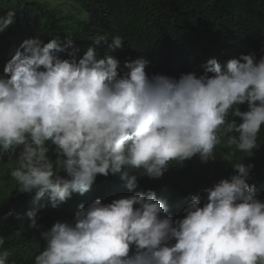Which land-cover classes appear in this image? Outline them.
<instances>
[{
	"label": "clouds",
	"instance_id": "clouds-1",
	"mask_svg": "<svg viewBox=\"0 0 264 264\" xmlns=\"http://www.w3.org/2000/svg\"><path fill=\"white\" fill-rule=\"evenodd\" d=\"M14 16L9 10L0 17V32ZM90 40L107 43L102 35ZM73 45L70 36L63 45L26 39L0 76V157H15L10 174L21 192L35 190L38 200L47 194L56 207L73 192H87L98 174H118L132 190L136 170L159 179L172 162L196 154L202 162L215 159L221 134L229 161L234 151L251 156L259 147L264 56L257 61L255 53L242 54L226 65L210 58L204 75L179 79L149 76V61L139 57L125 61L121 77L120 61L110 54L123 47L121 36L112 38L103 58L93 47L79 60L75 48L71 60L56 55ZM244 103L247 111L239 107ZM233 167L230 179L204 190L202 207V197H192L182 219L165 215L168 206L151 189L108 204L100 198L82 204L73 222L57 221L41 233L46 245L34 264H264V202L247 182L254 165ZM36 213H26L29 228L38 227ZM9 255L0 253V264Z\"/></svg>",
	"mask_w": 264,
	"mask_h": 264
},
{
	"label": "trees",
	"instance_id": "trees-1",
	"mask_svg": "<svg viewBox=\"0 0 264 264\" xmlns=\"http://www.w3.org/2000/svg\"><path fill=\"white\" fill-rule=\"evenodd\" d=\"M78 7L73 13L61 3L50 5L40 0H0V17L9 10H15L14 22L2 31L10 43L0 55V76L15 50L26 39L39 38L43 43L55 39L61 45L70 36L73 47L56 53L60 59L71 60L73 48L75 58L83 57L89 47L96 49L103 58L109 51L107 45L114 36L123 38L122 48L110 53L119 61L118 76L128 70L125 61L139 57L149 64L145 71L149 76L160 74L179 79L181 74H205L204 65L215 58L226 65L232 58L242 54L255 53L257 61L264 56V0H71ZM102 35L107 43L95 44L92 37ZM43 70V68H41ZM209 77L214 73H207ZM241 111H247V103L241 104ZM229 119H233L229 117ZM238 123L240 118H234ZM227 136L221 134V144L215 149V159L202 162L200 155L184 161L172 162L159 179L150 178L136 170L138 186L129 190L119 175H97L90 189L80 194L73 192L70 198L53 207L48 195L39 200L35 190L31 193L14 188L4 196L0 206V237L5 243L0 253L7 250L10 255L7 264H34L35 256L46 245L41 233L57 221L73 222L80 205L85 207L97 198L102 203L125 198L138 192L154 190L156 198L168 206L165 215L174 220L182 219L183 211L193 196L202 197L201 207L206 202V188L214 186L221 179H230L236 174L233 163L246 166L253 164L250 185H255V196L264 202V126L257 137V149L247 153L234 151L231 161L224 158L229 153ZM49 157L55 161L54 146L49 143ZM9 154L2 156L3 161ZM61 175L66 173L61 170ZM135 207V205H134ZM36 208L38 227L29 228L30 218L26 213ZM175 240L169 242L174 244ZM135 253L131 246L130 255Z\"/></svg>",
	"mask_w": 264,
	"mask_h": 264
},
{
	"label": "rangeland",
	"instance_id": "rangeland-1",
	"mask_svg": "<svg viewBox=\"0 0 264 264\" xmlns=\"http://www.w3.org/2000/svg\"><path fill=\"white\" fill-rule=\"evenodd\" d=\"M46 1L50 5H56L61 3L65 8H70L73 13L77 12V5L71 0H40ZM10 43L3 37L2 32H0V55L6 50L7 46ZM16 167L15 157L3 161L2 157H0V206L2 205V201L5 195L10 194L11 191L20 187L17 181L11 176L12 169Z\"/></svg>",
	"mask_w": 264,
	"mask_h": 264
}]
</instances>
